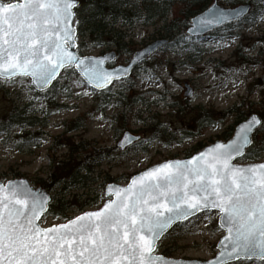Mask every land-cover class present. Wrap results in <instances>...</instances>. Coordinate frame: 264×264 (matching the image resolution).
Here are the masks:
<instances>
[{
    "label": "rangeland",
    "instance_id": "obj_1",
    "mask_svg": "<svg viewBox=\"0 0 264 264\" xmlns=\"http://www.w3.org/2000/svg\"><path fill=\"white\" fill-rule=\"evenodd\" d=\"M244 1L219 3L233 7ZM252 2L253 10L260 13L252 24H232L197 38L186 37L184 43L160 49L130 77L115 81L103 91L86 82L77 86L83 78L68 68L56 81L49 104L29 77L0 78V123H6L13 110L24 111L23 119L31 115L46 123L44 127H0V180L6 183L28 178L33 186L51 194V205L57 201L54 196L67 203L65 215L47 212L42 217V226L49 227L101 208L109 183L125 186L134 174L149 166L192 156L197 149L220 140L237 115L231 111L223 117L221 113L234 105L245 111V119L252 113L264 114V0ZM172 13L134 26L119 21L115 27L127 35L125 41L136 51L162 38L161 27L173 18ZM77 41L79 52L85 56L117 50L115 45L99 44L89 36ZM131 57L117 56L108 65L127 64ZM186 85L192 88V97L185 95ZM85 91L89 94L84 95ZM203 114L210 117L208 121L203 120ZM79 117L83 121L74 123ZM74 125L82 128L65 134ZM126 131L139 135L140 140L122 151L118 142ZM69 144H73L72 149ZM94 149L102 154L101 164L83 181L64 182L60 176L64 168L90 158ZM263 159L264 154L260 159L242 158L239 162ZM41 179L47 180L49 187H43ZM217 212L200 213L177 224L162 237L156 252L185 259L215 256L217 243L225 234Z\"/></svg>",
    "mask_w": 264,
    "mask_h": 264
},
{
    "label": "snow or ice",
    "instance_id": "obj_2",
    "mask_svg": "<svg viewBox=\"0 0 264 264\" xmlns=\"http://www.w3.org/2000/svg\"><path fill=\"white\" fill-rule=\"evenodd\" d=\"M77 7L78 0H0V77H30L36 89L46 90L61 69L74 68L83 77L77 86L103 90L126 75L129 68L106 71L102 59H82L70 50L77 47ZM230 15L213 6L189 31L222 24ZM258 129L264 118L250 115L228 143L146 170L127 187L109 185L99 210L49 228L37 223L47 211L45 194L24 181L0 184V264H159L157 241L177 222L214 209L226 235L222 251L207 264H264V163H232L245 156ZM125 141L131 138L125 136L121 147Z\"/></svg>",
    "mask_w": 264,
    "mask_h": 264
},
{
    "label": "trees",
    "instance_id": "obj_3",
    "mask_svg": "<svg viewBox=\"0 0 264 264\" xmlns=\"http://www.w3.org/2000/svg\"><path fill=\"white\" fill-rule=\"evenodd\" d=\"M211 1L212 0H79V5L76 9V19L79 21L77 24L78 37L89 36L90 39L99 44H113L117 48L118 56H123L125 54L130 55L133 54L135 49H133V46L129 42L127 43L125 41L127 35L123 34L122 30L115 27L116 23L121 21L124 26H134L140 21L149 23L150 21H155L173 12V18L161 27L163 30L161 37H167L170 40L169 43L163 47L167 48L171 45L184 43L187 37L185 29L191 17L207 8ZM238 1L239 0H228V4H235ZM259 14L260 13L256 10H253L249 16L236 24H252ZM56 85L57 83H54L50 89L38 93L48 98L49 104L54 96L50 95V93ZM231 111L237 113L236 119L221 135V139L223 140L231 138L235 126L245 119V111L240 110V107L236 105L231 107L230 111L221 114L224 117L229 115ZM24 114V111L13 110L8 115L7 122L0 123V127H7L8 125L29 127L40 125L44 127L46 125L44 122L37 121L38 118L36 116L31 117V115H29V119H23ZM262 117L264 118V114H262ZM202 118L208 121L210 117L203 114ZM79 121H83V118L79 117L73 122L78 123ZM78 128L82 127L74 125L72 128H67L65 134ZM253 142V145L247 149L243 159L256 160L263 157L264 151L260 149H264V129H258L255 132ZM72 146L73 144H69L70 149H72ZM256 153H258V155ZM101 158V152L95 151L94 149L90 158L82 160L81 163H74L70 167L64 168L65 172H62L60 176L65 178L64 182L66 183L83 181L87 179V173L101 164ZM82 172H86L85 175H82ZM52 178L53 177H51V179ZM54 180H58V178L56 179L55 177ZM40 181L43 182V187H49L46 185L47 180L41 179ZM53 199L57 201L50 206L49 212L65 215L69 205L63 201H59L55 196Z\"/></svg>",
    "mask_w": 264,
    "mask_h": 264
},
{
    "label": "water",
    "instance_id": "obj_4",
    "mask_svg": "<svg viewBox=\"0 0 264 264\" xmlns=\"http://www.w3.org/2000/svg\"><path fill=\"white\" fill-rule=\"evenodd\" d=\"M3 2H4V1H3ZM18 2H23V0L18 1ZM213 6H217V7H219L220 9H223V10L229 11V12L231 13L230 18H229L228 20H225L222 24L213 25V26H211V27H207V28H200V29H198V30H196V31H191V32H190L189 29L195 27V25H196V20H197L202 14L206 13V11H207L208 8H211V7H213ZM241 9H243L242 12H241ZM251 10H252V3H251V2H243V3L238 4V5H236V6H233V7H225V6H222V5L219 3V0H214V1L212 2V4L209 5L206 9H204L203 11L197 13L196 15H194V16L191 18V20H190V24H189V26H188L187 29H186V34H187L188 36H190V37H193V38H195V37H199V36H203V35H206L207 33H210V32H212V31H214V30H216V29L222 28V27L225 26V25H228V24H231V23H235V22H238V21L242 20L243 18H245V17L250 13ZM74 11H75V9H74ZM236 13H240V14H239V15H236ZM75 28H76L75 42H76V45H78V44H77V40H76V37H77V27H76V25H75ZM168 41H169V40H168L167 38H160V39H157V40H155L154 42H152V43L148 44L147 46L143 47L142 49H139V50L135 51V52L133 53L132 58L130 59L129 63L124 64V65H123V64L116 65V66H114V67H109V66H108V63H110V62H112V61H114V60L116 59V57H117V53H116L115 50H112V51L107 52V53H105V54H103V55H100V56H93V55H87V56H85V55H80V54L78 53V51H77V47L72 48V49H70V50H71L72 52H74V54H76L77 56H79V57L82 58V59H83V58L102 59V60L104 61V63H103V68H104L106 71H114L115 69L129 68V72H128L126 75H124V76L121 77L120 80H122V79H125V78L129 77V76L131 75V73L133 72V69H134L137 65L141 64V63L144 62L146 59H148L152 54H154V53L157 52L160 48H162L164 45H166V44L168 43ZM141 54H146V55H141ZM63 70H64V69H61V70H60V74L62 73ZM76 71H77V70H76ZM77 72L79 73V71H77ZM79 74H80V73H79ZM80 76H81V74H80ZM81 77H82V76H81ZM0 78L5 79L4 77H0ZM13 78H14V77H13ZM29 78H30V77H29ZM58 78H59V76L57 77V79H58ZM82 78H83V77H82ZM30 79H31V78H30ZM57 79H56V80H57ZM56 80H54V81L52 82V84L49 85V87H48L47 89H49V88L53 85V83H54ZM115 81H119V80H113V82H115ZM113 82H112V83H113ZM31 83H32V81H31ZM110 85H112V84H110ZM110 85H109V86H110ZM89 86H90V85H89ZM109 86H108V87H109ZM33 87H34V86H33ZM34 88H35V87H34ZM186 88H187V89H186V91H185V95L188 96V97H192V95H193V90H192V88H191L189 85H186ZM35 89H36V88H35ZM47 89H46V90H47ZM36 90H37V91H45V90H40V89H36ZM96 90H98V89H96ZM103 90H104V89H103ZM98 91H102V90H98ZM253 114L257 115L258 117H261L258 113H252L251 115H253ZM261 118H262V117H261ZM244 121H245V120H244ZM244 121H241V122L235 127L234 134H233V136H232L229 140H227V141L216 140L214 143L205 146L203 149H201L200 151L196 152L195 154H193V155L190 156V157H186V158H173V159H168V160H165V161H163V162H160V163L154 164V165L149 166L148 168H146V169H144V170H142V171H140V172L134 174V175L131 177V179L134 178V177H136V176H138V175H140V174H142V173H143L144 171H146V170H149V169H151V168H153V167L159 166V165L164 164V163H166V162H174V161H182V162H184V161H188V160L192 159L193 157L199 155L200 153L206 152L208 148L214 147V145H215L216 143H228L232 138H234L235 133H236V131H237L238 128H239V125L242 124ZM255 131H256V130H255ZM255 131H254V132H255ZM254 132H253V134H254ZM125 136L130 137V138H131V142H126V141H125L124 146L121 147L120 144H121L122 141L125 140ZM139 139H140V136H139V135H135V134H133V133H131V132H129V131H126V132L123 134L121 140L118 142V147H119L122 151H124L126 148L130 147L131 145H133V144H134L135 142H137ZM252 140H253V135H252ZM250 146H251V145H250ZM250 146H249V147H250ZM249 147H248V148H249ZM248 148H246V150H247ZM246 150H245V152H246ZM241 158H242V157H238V158H236L232 163L235 164L236 166H248V165H251V164H260V163H264V160H263V161H250V162H247V163H240V162H238V161H239ZM131 179H130L129 183H128L127 185H125V186H124V185H121V184H119V183H117V182L109 183V184L106 186V189H105V196L107 197V199H108L109 197L106 195V190H107V188H108L109 185H112V186H115V187H120V188L127 187V186L130 184ZM10 181H12V182L24 181V182H26V184H27L29 187H31V189H32L33 191H35V192H37V193H43V194H45V195L48 197V203H47V211H48V209H49V204H50V201H51V194H50L46 189H44V188H42V187H34V186L32 185V183L29 181V179H28V178H24V177H23V178H17V179L9 180V181L6 182V184L3 183V182L0 180V184H2V185H8V183H9ZM111 198H112V199H115V196H112ZM106 201H107V200H106ZM106 201H105V202H106ZM105 202H104V203H105ZM102 207H103V206H102ZM99 209H100V208H99ZM99 209H97V210H99ZM97 210H92V211H97ZM47 211H46V212H47ZM213 211H218V210H215V209H214ZM46 212H45V213H46ZM86 212H90V211H86ZM45 213H44V214H45ZM84 213H85V212H84ZM199 213H201V212L196 213V215H198ZM44 214H43V215H44ZM82 214H83V213H82ZM82 214H80V215H82ZM43 215L41 216V219H42ZM196 215H194V216H196ZM78 216H79V215H78ZM194 216H192V217H194ZM74 218H75V217H74ZM190 218H191V217H190ZM41 219H40V220H41ZM72 219H73V218H72ZM40 220L37 221V223H38L41 227H43V226L40 224ZM67 222H68V221H67ZM67 222H65V223H67ZM178 223H180V222H177L176 224H178ZM218 223L220 224L219 219H218ZM60 224H63V223H60ZM176 224H174L173 227H174ZM56 225H59V224H56ZM52 226H54V225H52ZM52 226H49V227H52ZM49 227H43V228H49ZM173 227H172V228H173ZM172 228H171V229H172ZM171 229H169V231H170ZM223 230H224V229H223ZM224 232H225L224 235H226V231H225V230H224ZM161 238H162V237H161ZM222 238H223V236L220 238V240H221ZM220 240H219L218 243H217L218 251H217V253L215 254V256H213V257H211V258H209V259H206V260H201V259H185V258H172V257H168V256H165V255L157 254L156 252H155V255H157V256H159V257L162 258V260L159 262V264H163L164 261H167L168 264H207V262H208L209 260H214V259H216V257L218 256L219 252L222 251V247H218ZM158 242H159V241H157V245H158ZM157 245H156V248H157ZM231 262H234V260H233V261H229L228 264L231 263Z\"/></svg>",
    "mask_w": 264,
    "mask_h": 264
}]
</instances>
